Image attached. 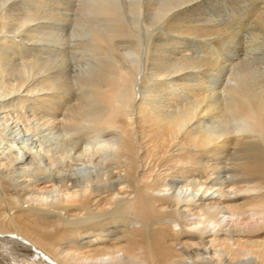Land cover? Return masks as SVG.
<instances>
[{
	"label": "bare ground",
	"instance_id": "bare-ground-1",
	"mask_svg": "<svg viewBox=\"0 0 264 264\" xmlns=\"http://www.w3.org/2000/svg\"><path fill=\"white\" fill-rule=\"evenodd\" d=\"M214 2L0 0V264H264V0Z\"/></svg>",
	"mask_w": 264,
	"mask_h": 264
},
{
	"label": "rangeland",
	"instance_id": "rangeland-1",
	"mask_svg": "<svg viewBox=\"0 0 264 264\" xmlns=\"http://www.w3.org/2000/svg\"><path fill=\"white\" fill-rule=\"evenodd\" d=\"M252 6L253 5H252L251 0H217V2H214L213 6L209 8L208 12H209V15L214 16V18L222 19L224 23L229 22L230 24L234 25V27L237 28V32L241 33L240 36H244L248 32V28L245 26L247 18L242 16L243 15L242 13H246L247 16L251 15L250 9L252 8ZM171 35L172 34L168 35L167 38L173 37ZM199 41L200 40H198L197 42L195 41L197 44L191 45L189 46V48L199 52L200 54H205L204 48L202 47V43L205 40H202L200 42ZM149 86L151 89H155L156 91L160 93H164V90L157 85H149ZM94 140L96 141V143H98L96 139ZM94 140L92 141L93 143L90 142L89 144L94 145L95 144ZM262 215L263 214H255L252 211H248L244 213L243 215H234V216L227 215L225 223L228 221L226 224L248 226L250 224L256 223L258 218ZM190 227H191V230L196 229L194 224L190 225L189 228Z\"/></svg>",
	"mask_w": 264,
	"mask_h": 264
}]
</instances>
